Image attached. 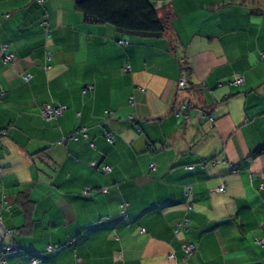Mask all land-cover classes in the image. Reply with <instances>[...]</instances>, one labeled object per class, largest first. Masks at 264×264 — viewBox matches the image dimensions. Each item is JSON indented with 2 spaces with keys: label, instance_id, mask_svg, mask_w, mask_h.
Here are the masks:
<instances>
[{
  "label": "crops",
  "instance_id": "crops-1",
  "mask_svg": "<svg viewBox=\"0 0 264 264\" xmlns=\"http://www.w3.org/2000/svg\"><path fill=\"white\" fill-rule=\"evenodd\" d=\"M77 1L0 0L5 264H264V0H151L160 37Z\"/></svg>",
  "mask_w": 264,
  "mask_h": 264
},
{
  "label": "trees",
  "instance_id": "trees-1",
  "mask_svg": "<svg viewBox=\"0 0 264 264\" xmlns=\"http://www.w3.org/2000/svg\"><path fill=\"white\" fill-rule=\"evenodd\" d=\"M76 5L88 23L110 24L129 35L160 37L167 27L151 0H78Z\"/></svg>",
  "mask_w": 264,
  "mask_h": 264
},
{
  "label": "built area",
  "instance_id": "built-area-1",
  "mask_svg": "<svg viewBox=\"0 0 264 264\" xmlns=\"http://www.w3.org/2000/svg\"><path fill=\"white\" fill-rule=\"evenodd\" d=\"M38 2H39V3H42L43 0H38ZM1 49H2V52H3V61H4V63H6V64H8V65H12V64L14 63V61H15V56H14V54L8 51L7 46L2 45V46H1ZM46 60H47V62L50 60V54H47V55H46ZM44 68H45V69H49V68H50L49 63H47V64L45 65ZM31 76H32V75H31L30 73H26L25 75H23L22 78H23L25 81H28V80L31 78ZM242 80H243L242 77H240V76H235V78H234V80H233V83H234V84H239V83L242 82ZM185 86H186V81H185V78L182 77V78H180V80H179V82H178V88H179V89H184ZM87 88L90 89L91 87L88 86ZM185 108H186V105H183V106H181L179 109H176V110L174 111L175 115L179 117V116H180V114H179L180 111H181V110H184ZM65 109H66V106L63 105V104H46V105H44V106L42 107V109H41V111H40V114H41V116H42L43 119H45V120H52V119H54L56 116L62 114L63 111H64ZM203 116H204V115H203ZM208 119H209L210 121H212V122H213V120H214V118H213L212 116H209ZM184 120H185V122H187V123L191 122V118H190V117H185ZM80 131H81L84 135H86L84 129H81ZM3 132H4V131H3ZM75 136H76V135L73 134V135H71V136L65 137L64 140H66V139H70V138H75ZM105 138H106L109 142H112V141H113L112 136H111L110 133H107V132H106V133H105ZM91 165H92V166H95V163H92ZM233 169H234V167H233ZM109 170H110V167H109V166H103V167H102V171H103L104 173H108ZM223 189H224V187L221 186V187L217 188V191H222ZM126 205H127L126 202L122 203V205H121V208H122V212H123V213L125 212V207H126ZM10 234H11V231H9V230H5V236H6V235H10ZM57 247H58V245H52V244H49V245L47 246V250H53V249H55V248H57ZM182 248H183V251H184L186 257L189 256L190 254H192V253L194 252V250H195V246H194L193 243L185 244ZM12 249H13V247H12L11 245H5V246H4L3 243H0V261H1V264H5V261L2 259L4 252H5V251H10V250H12ZM166 258H167V260H171V259L173 258V255H172V254H169V255H167ZM77 261H79V259H77ZM38 262H39V258H38V257H35V258H32V259H31V263H32V264H37ZM78 264H81V263H78Z\"/></svg>",
  "mask_w": 264,
  "mask_h": 264
},
{
  "label": "water",
  "instance_id": "water-1",
  "mask_svg": "<svg viewBox=\"0 0 264 264\" xmlns=\"http://www.w3.org/2000/svg\"><path fill=\"white\" fill-rule=\"evenodd\" d=\"M5 230L2 224L0 223V243H3V240L5 238Z\"/></svg>",
  "mask_w": 264,
  "mask_h": 264
},
{
  "label": "rangeland",
  "instance_id": "rangeland-1",
  "mask_svg": "<svg viewBox=\"0 0 264 264\" xmlns=\"http://www.w3.org/2000/svg\"><path fill=\"white\" fill-rule=\"evenodd\" d=\"M7 240H8V239H7V238H5V239H4V241H3V243H4V244H6Z\"/></svg>",
  "mask_w": 264,
  "mask_h": 264
}]
</instances>
